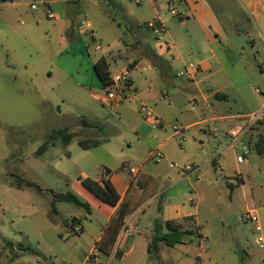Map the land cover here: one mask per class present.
<instances>
[{
	"label": "rangeland",
	"instance_id": "1",
	"mask_svg": "<svg viewBox=\"0 0 264 264\" xmlns=\"http://www.w3.org/2000/svg\"><path fill=\"white\" fill-rule=\"evenodd\" d=\"M4 1L0 0V23L5 20L14 26L26 24L10 5L1 6ZM23 1L24 5L18 9L21 15L30 13L31 5L38 8L35 14L41 13L37 0ZM211 1L228 32H232L234 23L244 28L238 1L224 0L223 4ZM99 3V9L94 6L85 9L84 16L98 28L102 41L97 38L101 44L97 55L110 61L111 71L119 70L126 60L123 57L120 61L118 55L134 43L131 31L138 30L146 41L151 35L143 24L133 20L140 7L131 0H99ZM60 10V4L53 5L54 13ZM103 17L105 24L100 29L97 24L98 21L103 23ZM113 29L122 38L119 48L112 45L107 34ZM260 33L263 31L258 27L249 36L239 34L223 46L218 45V64L211 73L198 71L192 79L172 76L171 85L163 89L167 99L157 108L142 102L153 113L162 115L164 124L167 122L170 127L183 131L166 145L168 152L174 155L169 163L179 167L174 173L191 167L195 170L189 175L192 181L202 175L195 192L186 180L171 186L167 175L161 176L156 190L162 194L158 200L168 202V198L174 197L172 202L179 204L188 203V196L192 194L190 197L198 208L196 225L203 236L201 243L196 235L186 236L184 245L173 248L160 245L157 258L150 259L136 250L126 260L113 257L105 264H264V251L256 246L252 226L244 217L248 209H254L264 232V156L251 152L243 164L237 163L239 147L227 148L232 142L227 136L231 125L218 119L241 116L242 124L264 107V78L258 65L264 57V40ZM17 39L12 31L0 28V249L2 242L8 240L30 247L34 252L20 253L6 246L0 252V264H13L15 255L22 256L16 264H81L80 255L84 256L91 239L82 232H73L71 228L77 226L73 221L77 218L90 233L98 234L105 222L98 207L102 202L92 204L79 199L85 206L60 202L56 204L55 214L50 192L75 195L76 185L82 186L79 179L82 173L102 184L106 169L127 180L131 170L157 176L156 172H169L171 168L168 161L155 157L156 152L163 153L155 149L160 138L158 141L139 138L142 127L153 130L138 113V102L131 99L122 104L121 110H110L101 98L95 101L67 79H47L41 73L45 67L40 61L35 62L40 72L35 71L34 75L29 64L23 66L26 56ZM83 40L87 41V36L84 35ZM115 57L116 65L112 62ZM132 77L137 83V76L132 74ZM216 92L226 99L215 98ZM86 120L99 123V129L84 128L82 124ZM60 129H67L76 138L68 146L58 138L36 155L51 133ZM162 133L165 139L174 132L166 127ZM96 139L109 142L118 151L117 157L110 156L102 147L85 150L79 145L80 140ZM246 139L247 136L243 137L244 141ZM211 159H216L217 164H212ZM20 180L35 184L42 192L20 186ZM237 182L240 183L236 185ZM134 237L138 238L137 232Z\"/></svg>",
	"mask_w": 264,
	"mask_h": 264
},
{
	"label": "crops",
	"instance_id": "2",
	"mask_svg": "<svg viewBox=\"0 0 264 264\" xmlns=\"http://www.w3.org/2000/svg\"><path fill=\"white\" fill-rule=\"evenodd\" d=\"M37 1L39 2L40 0ZM41 1H43L42 4L39 2L41 13L35 14L38 8L35 10L30 8V13L21 15L22 13L18 11V9L24 5L25 1L5 0L2 2L3 4H1V6L10 5V7L15 9V13L19 16L18 18L25 19L26 24L14 26L3 20L0 23V28H7L8 31L15 33L22 47L21 52H24L26 56L24 58H26L27 62L25 61L23 66L29 64L31 70L34 71V75H36L35 71L39 70L40 72V69H37L35 65V62L40 61L45 67L44 71L41 73L47 79H67L76 88H79L80 91L92 97L95 101H100V98L102 99V85L94 71V64L101 57L105 58L108 62L110 75L118 71H123L124 69L130 70L136 93L132 100L136 103L138 102L139 107L141 104H145L142 103L145 101L151 108H157L160 102L166 101L167 99L166 96L164 99L161 97L163 93H165L163 89L171 85V77H175L176 72L186 65H196L198 71L201 73H211L218 64L216 52L218 45L223 46L225 42L232 41V39L239 34H246L249 36L254 32V29L258 27L263 31L260 35L264 40V0H231L232 2L238 1L237 4L242 12L244 24V28H240L237 23H234L231 26L232 32H228L222 24L211 0H144L143 4H135L139 5L140 12L133 20L135 19L134 21L145 25L150 19L156 17L161 19L166 27L164 38L173 45V48L168 52L159 48V45L148 29L147 31L151 35L149 41H146L143 38L144 35L138 30H132L131 34L134 43L130 46L129 50L126 48L125 53H120L117 57L120 61H122L124 57L126 63L120 66L119 70L111 71L110 61H108L105 56L97 55V52L91 48L92 46H88V42L83 40L84 35H80L77 29L81 18L85 15V9L89 6H94V8L99 9V0ZM217 1L219 4H223L224 0ZM57 4L61 5L60 13L53 12V5ZM171 9H174L178 14L182 15L183 18L180 19L172 16L170 14ZM48 11L53 14L54 18L49 17ZM166 11H168L169 15ZM104 20L103 17V23L100 24L98 21L97 27L101 29L103 24H105ZM91 25L95 36L101 40V37L98 36V28H94V22L92 20ZM116 26L118 27V25ZM108 28L111 27L108 26ZM114 31L113 29V32L109 31L107 34L112 40V45L119 48L120 39L122 38L115 34ZM251 45L254 48V40L251 41ZM112 62H114L115 65L117 64L116 57L112 59ZM258 65L259 72L262 78H264V57L261 58ZM72 72H74V74H71ZM132 74L137 76V83L134 81ZM158 87H160V89ZM218 94L219 92H216V95ZM216 95H214L215 98ZM219 95L220 99H226L225 95ZM123 105L113 110H118ZM153 114L161 119L163 118L158 112ZM218 119L227 121L228 124L231 125L229 130L234 126L244 124H240L241 116H225L219 117ZM144 123L153 131H147L143 127L142 130L140 126V128L138 127V130L141 129V131L138 132L139 138H155L156 141L160 138L161 141L159 143L156 142L155 146V149L163 151L160 160L168 161V163L172 161L174 155L168 152L166 145L174 136L181 135L183 131L174 132L172 126L170 127L167 122H165L166 125L164 124L160 127L152 126L145 121ZM259 123L254 122V126H251L237 142L229 137L232 142L227 148L238 146L240 151L241 145L248 148V154L244 157L243 162L239 164H243L251 152L256 153L255 143L260 136H264V125H260ZM82 126L91 130L94 128L99 129L98 126H100V124L86 120V123H83ZM166 127L171 128L174 133L162 139V130L166 129ZM80 128L76 129L78 130ZM227 136H229L228 133ZM245 136H247L246 141L243 140ZM74 138H76V136ZM93 142H98V145L91 146L86 150L102 147L110 156L117 157L118 151L111 147L109 142L98 139L92 141V143ZM201 145H203V143ZM128 147L130 148V145ZM211 163L217 164V160L211 159ZM176 168L179 169V167L175 165L169 172H156L157 176L137 170V174H131V177L127 180L112 174L109 169L103 171V177H105L103 181H107L113 186L120 199L118 204L114 207L102 201V203L98 205L105 217V222L101 226L98 234L90 233L79 224L77 218L74 219L73 223L81 226L82 235H86L91 239V243H88L86 251L83 252L84 256L80 255V257H83L81 264H105L113 257H117L123 261L136 250L150 259L153 258L152 255L148 254L147 248L153 231L152 227L154 229L156 221L161 223L162 233L168 235L171 240L179 237L177 243L168 247L173 248L175 245H184L185 240H187L186 236L192 237L193 235H196L197 240L201 243L203 236L199 233V229L196 225L198 208L193 204L194 199L190 197L192 194L190 193V196H188V203H173L172 199L174 197L168 198V202L158 200V197L162 194L156 190L159 187V181L162 175H167V179L173 187L181 184L184 180H186L187 185L194 192L197 189L196 187L199 186L198 184L200 183L202 175L199 177L196 176L195 181H192L189 175L195 173V170H192L191 167L190 170L182 168L180 172L174 173L173 170ZM87 177V175L82 173L79 179L81 181ZM93 181L98 182L97 180ZM242 181L243 179L240 177V182ZM240 182L235 184L237 185ZM98 183L102 185L100 182ZM229 184L231 185V181H228V185ZM76 190L77 192L75 195L81 201L83 199V201L85 200L92 204H98V202H100V200L83 185H76ZM196 195L197 194H195V196ZM121 206H125V210L127 211V215L123 218L118 215ZM87 207L91 210L89 205ZM56 212L57 209L55 214ZM141 213L142 215H140ZM96 214V212H93V215ZM167 222L170 223V228L165 226ZM172 228L176 229L177 233H171L170 231ZM71 230L74 232V229L71 228ZM135 232L138 234L137 239L134 237ZM68 233H71L70 230ZM5 241L8 240L2 242L0 252L6 248ZM162 244L165 243H159V248ZM200 247L202 248V246ZM116 250L118 251V255L114 254ZM21 258L22 256H19L13 264H16V261L19 262ZM132 258L135 259L134 257ZM19 264L23 263L20 262Z\"/></svg>",
	"mask_w": 264,
	"mask_h": 264
},
{
	"label": "built area",
	"instance_id": "3",
	"mask_svg": "<svg viewBox=\"0 0 264 264\" xmlns=\"http://www.w3.org/2000/svg\"><path fill=\"white\" fill-rule=\"evenodd\" d=\"M131 1L134 4H140L142 2V0H131ZM29 2H33V1L30 0ZM39 2L41 4L43 3V1L41 0ZM31 9L35 10L36 7L34 5H31ZM170 14L180 19L183 18V16L178 14L174 9L170 10ZM48 15L50 18H54L53 14L50 11H48ZM144 26L146 29H148L151 32L152 36L154 37V40L159 45V48H162L167 52L173 48V45L170 44L168 41H166L164 38L166 33V27L161 19L157 17L153 18L150 21H148ZM77 29L80 35L87 36L88 46H93L96 52L101 51V44L99 40H97V37L93 32L91 22L88 18H86L85 16L82 17ZM197 72H198L197 66L190 64V65H186L185 67L177 71L175 77L192 79ZM255 92L257 94L260 93L258 90H256ZM134 96H135V87L131 79L130 70L128 69L110 75L109 85L107 87H103L102 89V102L110 110H113L116 107L122 105L123 103L130 101L131 99H133ZM165 96H167L166 93H163L161 98L164 99ZM138 110L143 120L148 124L155 127H160L164 124L163 120L155 116L147 105L141 104ZM262 118H264V107L262 111H260L257 115L250 116L249 120L246 121L243 125H238L231 128L228 131L229 137L233 139L235 142L239 141L241 137L254 124V122ZM172 130L176 133L179 132V130L175 126H172ZM248 152H249L248 148L244 145H241V153L237 157L236 160L237 163H242L244 157L248 154ZM155 157L157 159H160L162 157V154L160 152H156ZM169 167L174 168L175 164L170 163ZM186 170H190V167H186ZM130 173L136 175L137 170H131ZM244 217L245 220L249 222L252 226V230L255 238L254 241L256 246L260 250L264 251V232L262 230L261 222L257 212L253 209L247 210L244 213ZM81 230H82L81 226L77 225L76 228L74 229V232L80 233Z\"/></svg>",
	"mask_w": 264,
	"mask_h": 264
},
{
	"label": "trees",
	"instance_id": "4",
	"mask_svg": "<svg viewBox=\"0 0 264 264\" xmlns=\"http://www.w3.org/2000/svg\"><path fill=\"white\" fill-rule=\"evenodd\" d=\"M94 71H95V74H96L98 80L100 81V83L102 85V88L107 87L109 85V82H110V71H109V64L105 58L101 57L94 64ZM216 98L220 99V95L219 94L216 95ZM259 122H261V123H259ZM84 123H86V121ZM255 123H259L260 125H264V118L257 120ZM252 126H254V124ZM74 137H75V135H73L72 133H69V131L67 129H60V130L54 131L49 136L48 141L46 143H44L41 147H39V149L36 152V155H39L42 152H44L46 150L47 144L53 142L54 140H56L58 138L61 139V142L65 146H67L71 143V141ZM79 145L83 149L86 150V149H89L91 146L98 145V142L92 143V142H88V141H79ZM255 151H256L257 155L264 156V136H260L258 138L257 142L255 143ZM81 184L87 190H89L94 196H96L100 201H102L103 203H105L109 206H112V207H114L118 204L120 198H119L118 194L116 193L115 189L113 188V186L109 182L104 181L102 183V185H100L98 182L93 181L89 178H86V179L81 180ZM19 185L22 187H31V188L36 189L39 192H42V189L33 183H23V181L20 180ZM50 194L52 196L51 206H52L54 213L56 211L55 204L59 203V202L70 203V204H74L76 206H82V205L85 206L84 204H82L79 201V199L75 195H73L70 192L63 194V193H57V192L51 191ZM118 215L121 216L122 218L127 215V211L125 210V206L120 207V209L118 211ZM165 226L167 228H170V223H168V222L165 223ZM170 232L171 233H177V230L172 228ZM178 241H179V237H177V239L171 240L170 237H168V235H164L162 233L161 223L156 221L154 224L153 235L150 239V242H149L148 248H147L148 254L152 255V257H154V258H157L158 254H159V250H160L159 243L164 242L167 246H173ZM5 246L9 247L13 251H18L20 253H25V252L33 253L34 252L30 247H26L23 244H14L10 241H5ZM114 254L118 255V251L116 250ZM18 258H19V256L15 255L13 261H15Z\"/></svg>",
	"mask_w": 264,
	"mask_h": 264
}]
</instances>
